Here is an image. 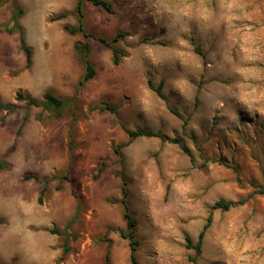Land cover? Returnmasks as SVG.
<instances>
[{
  "label": "rangeland",
  "instance_id": "rangeland-1",
  "mask_svg": "<svg viewBox=\"0 0 264 264\" xmlns=\"http://www.w3.org/2000/svg\"><path fill=\"white\" fill-rule=\"evenodd\" d=\"M111 1L84 3L86 39L65 30L78 15L57 20L78 0H18L31 67L4 32L13 1L0 6V99L18 106L0 113V264H131L123 177L139 264H264V0ZM127 33L115 66L93 36ZM85 43L97 74L80 86ZM47 93L71 100L61 117L28 108ZM209 217L197 256L186 237L196 246Z\"/></svg>",
  "mask_w": 264,
  "mask_h": 264
},
{
  "label": "trees",
  "instance_id": "trees-1",
  "mask_svg": "<svg viewBox=\"0 0 264 264\" xmlns=\"http://www.w3.org/2000/svg\"><path fill=\"white\" fill-rule=\"evenodd\" d=\"M7 0H0V6L3 5ZM13 1V15L11 22L13 23V27L9 28L6 27L4 32L7 34H12L15 31L20 32L21 35V48L24 51L26 58H27V66L31 67L33 63V50L31 47L28 46L24 33H23V28L20 24V20L25 16V10L19 5L18 0H12ZM89 2L93 4L94 6L102 7L104 8L107 12L113 14L115 12L114 10V5L111 0H78L77 6L74 12L72 13H64L60 16L57 17V20L65 19L69 17L70 15H78L79 16V26L78 27H71V26H65V30L70 33L71 35H77V34H82L86 39L89 37H92L90 33L87 32L85 25H84V3ZM3 32V29L0 27V33ZM130 34H120L115 37L112 41H109L104 38H97L96 36H93L94 38L98 39L102 43L110 46L113 50L114 53V65L119 66L122 63V58L126 56V53L123 51H120L116 47H113V44L119 42L122 38L125 36H129ZM165 45V44H161ZM75 52L77 54L78 59L82 62L84 68H85V75L83 79L80 81V86H83L86 82L93 80L96 77L97 71L95 66L91 63L90 61V55H91V47L88 43H85L84 45L77 44L75 46ZM149 87L151 90H153L161 99L165 100V96L163 93V84L156 86L153 81H149ZM18 101L25 100V97L23 95H18L17 98ZM71 103V100H63L52 93H47L44 96V101L43 102H38L36 100H32L29 98V105L28 108L31 107H36V108H42L45 111H57L58 112V117H61V112L64 111V109ZM18 110V106L16 105H4L0 99V113L2 111H8L10 113H13ZM100 113H105V112H110V113H116L117 112V107L112 106L110 104H104L103 108L98 109ZM172 113L177 115L178 117L180 116L177 112L172 110ZM29 113L26 114L25 119H24V124L28 121L29 119ZM23 128V126H22ZM21 128V129H22ZM20 129V130H21ZM128 134L130 135L131 138H137V137H149V138H158L162 136L160 134H157L155 132L151 131H146L139 129L136 132H129ZM173 143L178 144L181 146L183 151L187 152V148L182 144V142L178 139L173 140ZM35 178L36 180L40 181L38 177H32ZM124 182V187H123V200H122V205L124 206V217L127 221V228H128V233L123 235V238L126 240H129V249H130V262L131 264H139L138 258H137V253L138 249L141 246V242L138 239V222L133 216L131 212V207L129 203V192L127 189L128 182L125 179V177L122 178ZM47 190V187L44 188V190L41 193L40 197V203H42L43 196ZM236 204L234 203H229L226 201H219L216 203L212 209H224V210H230L232 207H234ZM212 222V218L209 217L207 224L204 227V230L201 232L199 235L198 243L195 246L193 244V241L190 237H186V242H187V249L188 250H196L197 256H199L202 252V247L205 239V235L207 230L210 228ZM58 233L59 235L66 234L67 231L64 233L60 232H54ZM67 235V234H66ZM69 250L65 249V252H68ZM108 258V257H107ZM192 261L196 263L197 259L192 258ZM109 264V263H107Z\"/></svg>",
  "mask_w": 264,
  "mask_h": 264
}]
</instances>
